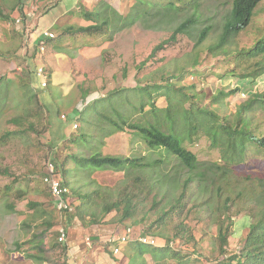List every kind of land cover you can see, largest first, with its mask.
<instances>
[{
    "label": "rangeland",
    "instance_id": "obj_1",
    "mask_svg": "<svg viewBox=\"0 0 264 264\" xmlns=\"http://www.w3.org/2000/svg\"><path fill=\"white\" fill-rule=\"evenodd\" d=\"M198 3L197 10L156 16L161 13L156 12L158 8L149 11L138 0H0V264H216L222 258L217 246L220 227L230 234L227 257L237 255L241 264H264V260L260 262L264 254L260 259L255 258L257 251L251 250V257L243 255L248 250L245 241L250 237L251 224L259 221L261 230L257 233L264 232L263 152L250 145L242 160L227 163L209 139L199 135L190 140L186 134L183 146L198 161L190 171L165 150L149 147L130 127L124 126L122 132L111 137L103 136L111 130V124L95 116L113 101L126 123H153L149 107L140 110V104L149 97L135 87L162 85L166 77L181 70L184 80L173 82L178 87L183 85L188 94L201 92L204 97L199 95L196 102L214 109L231 124L238 105L264 91V75L254 81L241 80L235 58L226 57L240 48L252 47L263 37L264 0L254 10L248 27L213 52L209 49L219 40L232 0ZM81 10L97 11L98 24L107 21L103 31L66 34L68 27L91 25L80 16ZM189 18L195 20L189 32L170 41L173 30ZM17 19L21 24L16 25ZM205 28L210 32L198 43L199 33ZM46 30L52 32L53 39L41 36ZM259 62H264V57L245 62L248 70L242 71H250ZM40 67L42 76L36 74ZM233 69L235 76H229ZM43 80L45 88L40 86ZM236 86L238 94L226 98L223 104L211 105L220 92L226 94ZM149 91L154 106L166 105L161 89L151 87ZM83 96L87 100L82 113L78 108ZM100 96L109 98L92 100ZM190 103L184 102V106ZM253 110L247 118L264 136V113L258 107ZM116 114L111 113L115 116L112 119L122 123ZM85 132L91 140L88 144H72L73 138ZM97 152L154 166L144 170L136 166L128 175L108 171L88 175L68 158H87ZM54 158L65 163L74 193L99 189L103 194L101 199L93 197L91 203L82 205L84 221L76 215L68 223L41 182L43 165ZM156 161L161 163L157 165ZM183 191L181 206L171 212ZM130 196L135 205L130 218L123 217L121 211L103 214V205ZM227 199L233 226L218 223L226 220L222 204ZM80 204L74 201L75 206ZM165 210L170 212L162 224L153 225ZM75 212L73 208V215ZM92 212L94 220H90ZM61 228L66 232L62 243L58 242ZM127 230L131 231L130 239L126 243L116 241L127 236ZM141 233L153 238L157 247L169 240L171 249L179 252L171 251L163 259L154 260V247L148 246L141 259L134 257L129 262L139 250L137 244H128ZM260 246L264 252L263 236ZM116 247L119 253L115 256Z\"/></svg>",
    "mask_w": 264,
    "mask_h": 264
},
{
    "label": "trees",
    "instance_id": "obj_2",
    "mask_svg": "<svg viewBox=\"0 0 264 264\" xmlns=\"http://www.w3.org/2000/svg\"><path fill=\"white\" fill-rule=\"evenodd\" d=\"M142 4L146 5L148 10L150 11L152 8H158L157 11H161V13L157 12L155 15L159 14H172V13H184L188 10H197L199 8L198 0H161L162 3H160V0H138ZM262 2V0H232L231 10L230 13L224 23L222 33L219 37V40L217 44L210 47V51L213 52L220 48L223 44H225L232 35H236L244 31L248 25L250 24L251 18L254 15V10L258 7V5ZM81 9V7H80ZM80 16H83L87 22H90L91 25L85 26V27H78L74 29L73 27H68L65 29L66 34L72 35V34H95L99 31H103V27L106 26L107 21L102 22L98 24L97 19L99 17L97 11H80ZM195 14V13H194ZM26 16V15H25ZM24 18V17H23ZM25 20V18H24ZM195 24V20L192 18L186 19L183 22H181L172 32V35L170 36V41H175L179 36L185 35L189 32V29L192 25ZM210 32V28H205L202 31H200L198 36V43H202L205 38L207 37L208 33ZM46 40V39H45ZM49 40V39H47ZM155 53V49H153V53ZM235 58V62L237 63L236 67H239L241 69V73L239 74V78L245 79V78H251L253 81L259 78L260 76L264 75V62L254 63L248 72L242 71L243 69L246 71L248 68H244L245 62H249V60L255 59L257 57H264V35L259 40L256 41V43L249 48H240L236 53L228 54L226 57L229 59L230 56ZM230 63H234V60H231ZM183 71L181 70L177 75H170L166 77L162 82L164 84L156 86H148V87H135L139 88V92H142V95H148L149 100L145 101V103L140 104V110H143L145 106L149 107V111L151 114H153V123H148L145 125H139L138 123H126L116 112L117 109L115 108V105L112 102L106 103V107L102 108L101 114H95L96 118L99 121H108L111 126V130L108 132H105L103 136H112L116 134L117 132H122L124 126L130 127L132 132L134 131L135 134L139 135L143 140L146 141L147 145L151 147L152 149H163L169 154L176 157L188 170L192 171L195 169L197 164V157L194 153L191 151H188L183 146V138L188 134L192 140L194 137H204L206 139H209L211 141V146L216 147L220 149L222 152V158L225 162H238L242 160L243 155L246 154L247 149L250 145L255 146V149H257L260 152L264 153V136L261 135V133L257 132L255 130V125L252 121V119H248L247 116L249 115V112H254V108L258 107L260 109V112L264 113V91L262 93H255L254 95H250L248 99H246L244 102L240 103L238 107L235 110V118L234 122L231 124L228 119H224V116H220L217 112H215L214 109H209L206 106L200 105L196 101H198L199 95L204 97L201 92L198 94L191 93L188 94V92L185 90V87L182 85L181 87H178L173 80H181L184 78ZM220 76H223L221 74H217ZM229 76H235L234 75V69L230 71ZM228 76V77H229ZM184 80V79H183ZM181 80V81H183ZM153 87L156 90L161 89L160 94H164V99L166 101V105L164 107L158 108L154 106L153 100V94L152 91L150 92V88ZM196 89V88H195ZM158 93V91H157ZM239 93V87H235L230 92L224 94L219 93L218 98H215L211 105H215L218 103H224L223 101L226 98H229L233 95H236ZM109 97L103 96L94 98L92 100H106ZM83 102L81 103L82 106L78 108L80 112L83 113L86 107V100L87 96H83ZM184 102H191V106L185 107ZM197 103V106L194 107V104ZM114 105V106H113ZM214 110V111H213ZM112 111V112H111ZM158 112H161L162 115L159 116ZM111 113H117L118 119L122 120V123H117L112 118L115 116H111ZM112 119V120H111ZM252 121V122H251ZM76 125L77 128V124ZM178 125H181L182 129L178 127ZM256 134H259L257 136ZM200 135V136H199ZM89 135L88 133L85 134L82 133L81 136H78L76 138L72 139V144L77 143L79 141V144L82 143V146L88 144ZM74 141V142H73ZM72 160L73 163L79 168L80 170L87 171V174L96 173V172H124L126 175H128L130 172L129 170L138 167L141 170H144V168L149 167V164H143L140 161L135 158H129V157H119V156H110V155H102L100 153H92L89 157H77L75 155H70L68 157ZM51 163L54 166V177L60 182L62 188H68L69 193L68 195H64V199L66 201H69L70 206L72 207V215H69V211L65 210L63 211L65 218L67 217L68 223L69 220L72 219V222L76 215L79 216L80 221H84V217H82V212H80V208H82V205L91 203V200L93 197H98V199H101L103 194H100V190L96 189L92 191L91 193H84L82 195L74 193V189L69 186L70 183L67 180V175L69 174L68 170L65 169V163L58 162V160L50 159L48 162L43 165V172L40 174L41 182H43V179L48 176L47 173V165ZM160 162L156 161V164H160ZM154 166V163L151 167ZM135 181H138L135 179ZM139 182V181H138ZM136 183V182H135ZM72 191H71V188ZM150 187V184H149ZM151 190V189H149ZM184 192L180 193L178 198L175 200L176 204L172 205L171 212L175 209L181 206V201L183 200ZM121 196V195H120ZM74 201L81 202L80 206H75ZM227 200L222 204L223 205V216L226 214V220L223 222L218 221L220 224H230L233 226L232 219L229 215L230 209L228 208ZM123 206V208H121ZM73 208L76 210V212L73 215ZM135 208V205L133 204L132 197H125L121 198L119 202H113L108 203L102 206V212L104 215L109 214L112 211L118 212L121 211L123 217L130 218L132 209ZM169 209V210H170ZM71 210V209H70ZM169 210H165L162 212V214L154 221L153 225L157 222H160L158 224H162L163 217H167L169 214ZM210 210H216V208L210 207ZM90 220L95 219V213H90ZM165 219V218H164ZM92 223H96L95 221H91ZM217 223V224H218ZM260 222H253L251 224L249 229L250 237L246 238L245 241V247L248 250H245V253L243 255H248V257H251L252 251H257L258 253L255 255V258L260 259L259 255L264 254V252H261V246L260 242L262 240V236L264 237L263 233H257L260 232ZM153 225L149 226L152 227ZM186 225L184 224V227ZM183 227V228H184ZM219 229V228H218ZM223 228L220 227V232L218 234L219 239L217 240V246L219 247V254L220 257H222L216 264H233V262H236L237 264H241L240 257L231 256L227 257L225 254L227 252V242L230 238V234L223 233ZM223 233V234H222ZM142 237H146V233H141ZM190 237L186 238L189 239ZM135 239V237H134ZM260 240V241H259ZM130 244L133 245L137 244L136 249L139 250L137 254H135L133 257H130L129 260L132 261L135 258H140L142 255L144 256L146 253V250H144V247H154L150 245H144L142 243H138L136 240H131ZM55 244H58L57 242ZM226 247V248H225ZM135 249V248H134ZM133 249V250H134ZM132 250V251H133ZM252 250V251H251ZM171 251L179 252L177 250L171 249V241H166V245L162 247H154V251L152 253V258L154 260L156 259H163V257L171 253ZM176 254V253H175ZM116 256V255H115ZM135 257V258H134ZM136 258V259H137ZM261 259L260 262H263Z\"/></svg>",
    "mask_w": 264,
    "mask_h": 264
},
{
    "label": "built area",
    "instance_id": "obj_3",
    "mask_svg": "<svg viewBox=\"0 0 264 264\" xmlns=\"http://www.w3.org/2000/svg\"><path fill=\"white\" fill-rule=\"evenodd\" d=\"M21 20L20 19H17L16 20V25H19L21 24L20 23ZM41 36L44 38V39H53L54 38V35L52 34L51 31H44ZM42 73H43V68H38L36 70V74L37 75H40L42 76ZM41 88H45L47 86V83L43 81H41V84H40ZM74 127H76V125H74ZM47 173H48V176H46L44 179H43V182L44 184L48 187L49 189V192L54 200V203H55V206H56V209L59 211H65V210H68L70 211V209L72 208L69 204V201H66L64 199V195H68L69 193V190L68 188H62L60 182L54 177V166L53 164L49 163L47 165ZM59 236H58V242L62 243L65 241L66 239V232L63 228L59 229ZM126 235L127 236H120L119 238L116 239V241H119L121 243H126L128 239H130L131 237V231L130 230H127L126 232ZM138 240L144 244H149V245H153L155 244V240L152 239V238H147V237H139ZM119 253V248L116 247L114 249V255L118 254Z\"/></svg>",
    "mask_w": 264,
    "mask_h": 264
},
{
    "label": "clouds",
    "instance_id": "obj_4",
    "mask_svg": "<svg viewBox=\"0 0 264 264\" xmlns=\"http://www.w3.org/2000/svg\"><path fill=\"white\" fill-rule=\"evenodd\" d=\"M49 40H51V39H49ZM237 86H239V85H237ZM139 237H142V236H139ZM138 237V238H139ZM153 239V238H152ZM137 242L138 243H142V242H140L138 239H137ZM142 244H144V243H142ZM172 244V243H171ZM144 245H149V244H144ZM150 246H154V247H157L158 246V243H156V241H155V244H153V245H150Z\"/></svg>",
    "mask_w": 264,
    "mask_h": 264
}]
</instances>
